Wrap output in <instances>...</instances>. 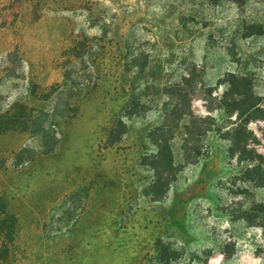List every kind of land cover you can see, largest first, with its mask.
Segmentation results:
<instances>
[{"label":"rangeland","instance_id":"1","mask_svg":"<svg viewBox=\"0 0 264 264\" xmlns=\"http://www.w3.org/2000/svg\"><path fill=\"white\" fill-rule=\"evenodd\" d=\"M3 115L0 264H264V0H0Z\"/></svg>","mask_w":264,"mask_h":264},{"label":"trees","instance_id":"2","mask_svg":"<svg viewBox=\"0 0 264 264\" xmlns=\"http://www.w3.org/2000/svg\"><path fill=\"white\" fill-rule=\"evenodd\" d=\"M4 117H5V115L1 116L0 121H2ZM160 147H161V153L159 154V158H160L161 162L168 164V165H171L172 159H171V154H169V145H167V143H165L164 145H161ZM5 225L6 224H5L4 220H0V229H4Z\"/></svg>","mask_w":264,"mask_h":264}]
</instances>
